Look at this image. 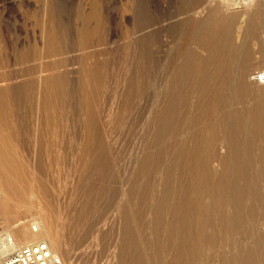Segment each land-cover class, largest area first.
Returning <instances> with one entry per match:
<instances>
[{"label":"rangeland","instance_id":"obj_1","mask_svg":"<svg viewBox=\"0 0 264 264\" xmlns=\"http://www.w3.org/2000/svg\"><path fill=\"white\" fill-rule=\"evenodd\" d=\"M93 4L100 28L76 47L97 51L99 64L112 57L114 73L103 86L121 85L123 96L113 125L97 119L92 163L78 165L77 142L67 141L64 172L50 182L56 191L48 199L63 217L73 264H264V0H0V39L22 47L43 39L49 13L70 27ZM203 7L205 14L192 17ZM246 14L262 17L261 43L241 48ZM233 30L230 49L225 34ZM27 67H0V85L19 89L12 93L18 159L38 177L37 99L24 101L20 89ZM105 94L96 100L99 114L109 111ZM5 176L0 171V188L10 201L0 202V229L19 235L18 222L31 219L40 202L28 184L20 196Z\"/></svg>","mask_w":264,"mask_h":264},{"label":"bare ground","instance_id":"obj_2","mask_svg":"<svg viewBox=\"0 0 264 264\" xmlns=\"http://www.w3.org/2000/svg\"><path fill=\"white\" fill-rule=\"evenodd\" d=\"M212 5L211 3L208 8ZM221 5L222 7L220 8L224 10L225 3L223 2ZM98 9L96 4L91 5L86 19L82 20V18H78V22L70 25V27H67V23H65L63 17L56 16V14L51 12L47 15L46 20H44L43 39L36 38L30 42L26 41L27 43L23 44L22 47L12 48L9 45L10 42L8 39H0V63L5 64V66L0 67L6 68L19 61L29 66L26 71L27 78L24 80V85L20 89L24 91V101L29 100L32 102L37 99V120L33 125L36 141L34 155L35 158L38 159L36 163L40 166L44 165L39 168L35 167V173L38 177H33L25 164L18 159L19 146L17 145L16 133L19 132L21 126H19L15 118L12 93H17L19 89L16 91L9 85H0V171L6 175L8 187L20 191V196L24 197L25 188L28 184L30 188L28 187L29 189L27 190L31 189L32 199L40 202V209L37 208L38 210L36 213H33L32 206L25 208L24 204L19 203L25 214L28 211H32V215L30 214L31 219L27 221H23L24 218L20 219L17 233L19 235L14 234L17 240L22 237L24 243L38 239H46L50 243L52 249L63 258L66 264H73L70 255L71 245L70 242L67 241L65 227L64 224H62L63 217L60 216L59 210L57 212L54 203L50 202L48 199L49 195L56 191L55 186L50 182L59 180L61 174L64 172L65 162L63 158L65 156V149L67 148V141L72 140L77 142L75 147H77L76 156L78 157V165H90V163H92L95 152L93 141L95 139V125L97 124V119H99V117L106 118V121L113 125L115 123L114 117L116 116L115 113L114 115L112 113L113 109H118L122 105L123 92L121 90V85H118V90L115 88L112 92V87L110 86V84L113 86L111 83L112 81H108L109 90L106 91L103 86V76L105 74H110V76H112L114 73L111 62V60H113L112 57L109 55L104 63L99 64L96 60L98 56L96 53L97 51H85V49L76 47L89 43L98 32L100 28V24L97 21L98 11H100ZM206 9L195 11L192 17L199 19ZM252 19L254 22L253 26L248 27ZM242 21L249 23L247 27H243L241 31L243 36L240 38L239 46L241 48L245 47L247 44L246 42L254 39L260 44L262 27V17L260 14L255 17L246 14L242 17ZM233 34L234 30L232 32L229 31L227 35L225 34L229 40L230 49L236 45L232 36ZM213 39L212 36V40ZM214 47L216 48V46ZM81 51H83V53ZM213 51L215 52V50ZM227 54L229 55V57L228 55L227 57L231 59L233 53L230 54L229 50ZM251 56V52L245 53L241 56L242 62L248 61ZM221 58L223 59V57ZM222 61L226 63L227 59L225 62L224 60ZM200 62L203 61L201 60ZM205 63L207 64L208 62L205 61ZM210 65H212V63ZM222 65L223 64H221V66ZM215 67L219 68L218 66H214V68ZM222 70H224L223 66ZM222 70L219 72L217 70L219 77L215 78H220V76L222 78L223 73H225L222 72ZM10 73L11 71L6 74L7 78L10 77ZM212 73L215 74L216 69L215 72L212 71ZM260 73L261 76H259V79H264V70ZM125 76L126 69L122 74L121 80H119V84H121ZM222 80L220 79V81ZM2 81L3 80L0 79V83ZM209 81H211V79ZM225 82H227V80ZM219 85L217 86L219 87ZM204 88L205 87H203V91L205 90ZM212 88L215 89L214 86ZM219 88H222V84ZM207 89H209V87ZM219 91L220 94L224 93L222 90ZM105 92V96L108 95V99L110 100L108 104L109 111L99 114L96 110V100L98 96L102 93L104 95ZM19 94L18 98L21 100L23 95L21 94L19 96ZM71 97L74 103L71 102L70 104L68 99ZM72 114L75 115L74 120H70ZM82 145L83 147L79 150ZM71 197H73L72 194ZM7 201L9 202L10 198L5 188L1 187L0 202ZM34 211H36V209ZM4 222L7 223V220H4ZM28 222H32L29 229L26 227ZM33 226H37L38 232H33Z\"/></svg>","mask_w":264,"mask_h":264},{"label":"built area","instance_id":"obj_3","mask_svg":"<svg viewBox=\"0 0 264 264\" xmlns=\"http://www.w3.org/2000/svg\"><path fill=\"white\" fill-rule=\"evenodd\" d=\"M38 232L37 226L32 227ZM13 229H0V264H66L46 239L20 243Z\"/></svg>","mask_w":264,"mask_h":264}]
</instances>
